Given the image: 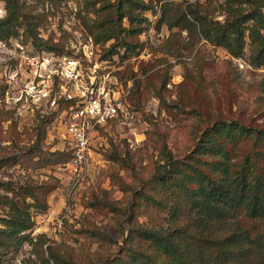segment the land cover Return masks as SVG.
<instances>
[{
    "label": "trees",
    "instance_id": "trees-1",
    "mask_svg": "<svg viewBox=\"0 0 264 264\" xmlns=\"http://www.w3.org/2000/svg\"><path fill=\"white\" fill-rule=\"evenodd\" d=\"M3 1L1 40L8 41L22 30L23 37L31 38L39 49L64 52V45L52 36L39 35L42 14L32 13L22 0ZM156 4L160 9L157 27L166 24L168 29H186L189 35L222 46L252 66H264V0H224L223 20L198 2L87 0L85 9L94 16L81 15V20L93 42L103 48V58L112 57L121 48L129 57L144 48L140 34L148 29L149 21L143 12H155ZM107 41L108 46H104ZM167 79L162 78L155 95L160 106L172 113L175 103L166 101L162 92ZM4 88L0 84L2 92ZM69 104L71 101L60 99L53 113L37 112L30 141L14 154L1 157V162L35 168L68 162L70 149L51 150L45 139L51 121ZM154 144L160 158L147 177L137 175L140 188L128 189L116 179L124 190H130L126 203H113L97 195L82 199L84 206H101L122 218L120 226L122 220L130 225L125 229L123 249L119 255L107 256L104 264H264V126L216 117L196 134L183 155L171 150L163 132H157ZM106 156L136 174L128 148L113 147ZM58 184L53 174L43 179L28 177L24 182L0 180L4 214L0 216V264L3 255L18 252L26 242L34 245L42 237V242L48 240L42 233L31 235L35 225L31 208L46 210L48 195ZM120 230L124 232V228ZM87 231L101 234L96 229ZM46 251L54 264H72L53 244H47Z\"/></svg>",
    "mask_w": 264,
    "mask_h": 264
},
{
    "label": "rangeland",
    "instance_id": "rangeland-1",
    "mask_svg": "<svg viewBox=\"0 0 264 264\" xmlns=\"http://www.w3.org/2000/svg\"><path fill=\"white\" fill-rule=\"evenodd\" d=\"M22 1L32 13L42 14L39 35L52 36L62 43L65 50L60 54L79 58L87 81L94 76L106 89L119 90L123 109L93 131L88 164L80 175L73 173L66 162L39 168L1 162V157L14 154L19 146L30 141L36 113L51 114L57 106L24 94L18 86L28 72L27 58L38 51L52 50L39 49L31 38L23 37L22 30L8 41L0 39V84L5 86L3 92L0 90V180L24 182L28 177L43 179L48 174L59 179L58 186L48 195V208H31L35 221L31 235L42 233L48 240L42 242V237L34 245L24 243L18 252L3 255L1 264H54L47 258L49 243L72 264H104L107 256L119 255L125 244V229L130 225L122 220L120 226L122 218L101 206H84L82 199L97 195L113 203H126L130 190H124L116 179L128 189L140 188L137 175L147 177L160 158L154 144L157 132L166 135L175 154L183 155L196 134L216 117L264 126V66H252L245 58L230 55L222 46L189 35L186 29H168L166 24L157 27L159 4L155 5V12H143L149 26L140 34L145 45L138 54L125 57L121 48L112 57L103 58V48L93 42L81 20V15L94 16L85 9L87 0ZM174 1L198 2L216 19L224 18V0ZM0 12L5 13L3 0ZM172 31L176 34L171 35ZM248 50L247 44L246 54ZM238 60L244 65L240 66ZM13 71H18V82L10 85L6 97L10 84L6 81ZM165 77L168 79L162 92L166 101L175 103L170 108L172 113L160 106L155 95ZM68 139L60 110L47 127L45 146L65 150ZM113 147L132 151L136 174L106 156ZM3 215L0 208V216ZM86 229H96L101 234H91Z\"/></svg>",
    "mask_w": 264,
    "mask_h": 264
},
{
    "label": "built area",
    "instance_id": "built-area-1",
    "mask_svg": "<svg viewBox=\"0 0 264 264\" xmlns=\"http://www.w3.org/2000/svg\"><path fill=\"white\" fill-rule=\"evenodd\" d=\"M26 64L28 72L18 83L24 94L37 100L46 99L52 106H57L56 110L60 99L71 101L61 109V119L69 138L67 149L71 151V159L66 163L73 173L80 175L88 164L93 131L122 111V96L119 90L106 89L96 82L94 76L87 81L81 60L71 55L43 50L29 56ZM238 64L244 65L239 60ZM17 72L8 75L6 82L10 84L5 90L6 97H9L10 85L17 80Z\"/></svg>",
    "mask_w": 264,
    "mask_h": 264
},
{
    "label": "clouds",
    "instance_id": "clouds-1",
    "mask_svg": "<svg viewBox=\"0 0 264 264\" xmlns=\"http://www.w3.org/2000/svg\"><path fill=\"white\" fill-rule=\"evenodd\" d=\"M4 15V13L3 12H0V16H3Z\"/></svg>",
    "mask_w": 264,
    "mask_h": 264
}]
</instances>
